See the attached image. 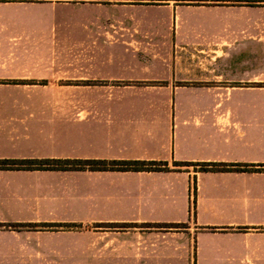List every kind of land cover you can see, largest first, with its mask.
Returning <instances> with one entry per match:
<instances>
[{
  "label": "crops",
  "instance_id": "1",
  "mask_svg": "<svg viewBox=\"0 0 264 264\" xmlns=\"http://www.w3.org/2000/svg\"><path fill=\"white\" fill-rule=\"evenodd\" d=\"M124 7L0 0V159L170 167L0 169V264H264V0Z\"/></svg>",
  "mask_w": 264,
  "mask_h": 264
},
{
  "label": "trees",
  "instance_id": "2",
  "mask_svg": "<svg viewBox=\"0 0 264 264\" xmlns=\"http://www.w3.org/2000/svg\"><path fill=\"white\" fill-rule=\"evenodd\" d=\"M205 1V0H194ZM227 4L231 1L239 0H215ZM252 3L253 0H246ZM226 2V3H224ZM185 165L188 163H176ZM94 169V170H168V162L163 161H140V160H103V159H0V169ZM200 170H244V171H264V164L256 166L249 163H203ZM153 227H185V223H150Z\"/></svg>",
  "mask_w": 264,
  "mask_h": 264
},
{
  "label": "rangeland",
  "instance_id": "3",
  "mask_svg": "<svg viewBox=\"0 0 264 264\" xmlns=\"http://www.w3.org/2000/svg\"><path fill=\"white\" fill-rule=\"evenodd\" d=\"M31 1H39V2H52V3H63V4H126L129 7L121 8L118 11L112 12H75V10H60L58 12L60 18L61 16H79V15H112L117 16L118 18L127 21L126 25H131L130 21L133 20H155V19H168V16H171V13L165 12L161 10L163 5L166 4H175V5H183V4H220L223 2H216L215 0H205V1H194V0H31ZM226 3V2H224ZM62 9V8H60ZM71 11V12H70ZM66 12V15L63 13ZM126 31V29H123ZM254 45H252L253 47ZM256 50L252 49V51H259L260 45H256ZM242 60L235 61L236 71L242 68ZM244 63H251V68L258 65V60H250ZM225 68L226 66H219L220 68Z\"/></svg>",
  "mask_w": 264,
  "mask_h": 264
}]
</instances>
